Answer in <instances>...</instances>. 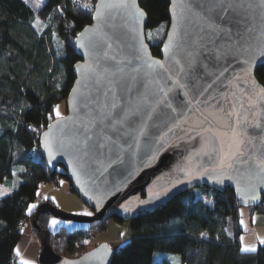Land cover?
Instances as JSON below:
<instances>
[{
    "label": "snow or ice",
    "instance_id": "6c2138e0",
    "mask_svg": "<svg viewBox=\"0 0 264 264\" xmlns=\"http://www.w3.org/2000/svg\"><path fill=\"white\" fill-rule=\"evenodd\" d=\"M72 2L85 10L93 7L90 2L82 5H77V0ZM23 3L28 4V0ZM94 7L96 15L92 19L97 21L96 25L85 27L76 36V48L83 50L85 59L83 64L73 65L78 79L69 93V107L82 115L70 121L62 116L58 104L51 108L48 119L54 115L56 123L46 125L48 131L39 141L49 161L54 159V150L72 147L77 154L88 156L105 147L102 141L118 144L120 138L127 136L139 146L140 138L148 134L150 122L152 127H157L174 119L167 111L177 113L169 94L180 89L185 97L182 106L195 114L191 131L195 132L193 139L201 141L199 154L215 160L214 167L200 175H211L214 182L222 183L224 179H232L229 172H235L243 181L248 198L257 200L256 189L264 188V151L257 153L250 150V146L254 145L257 135L264 134V85L256 78L257 60L264 58V33L256 42L245 40L250 29L245 27L243 17L247 10L264 9V0H259L258 5L253 0H172L173 29L167 33L168 42L162 49L176 66L175 76H167L171 83L168 88L160 86L153 79V73L157 69L165 72L170 69L165 63L143 58L140 55L142 43L139 48L130 45L134 60L139 61L135 65L133 59L110 55L113 45L102 30V21L119 14L125 20L131 39L137 41L138 26L148 15L138 0H99ZM189 15L199 22L196 40L186 27L191 23ZM233 61L239 72L233 69ZM260 76L264 79V72ZM70 122L78 123L83 129L82 140L65 137ZM25 127L41 135L37 128ZM43 127L45 125L41 124L40 128ZM109 133L116 134L117 138L112 139ZM182 171L190 180L196 178L191 170ZM169 191L152 192L149 200L140 204L160 199ZM4 195L7 194L0 193ZM35 207V204L28 205L29 213ZM124 211L130 212L132 208L126 207ZM56 223L55 219L50 220L49 226ZM120 235L123 237L124 233ZM259 243L264 245V240ZM15 251L19 256V249ZM239 252L256 253L257 247L241 243ZM20 264L32 262L22 259Z\"/></svg>",
    "mask_w": 264,
    "mask_h": 264
},
{
    "label": "trees",
    "instance_id": "16d2710c",
    "mask_svg": "<svg viewBox=\"0 0 264 264\" xmlns=\"http://www.w3.org/2000/svg\"><path fill=\"white\" fill-rule=\"evenodd\" d=\"M94 1L77 0V5H94ZM139 6L148 14L145 36L150 51L159 56L169 23V2L139 0ZM92 10L78 7L72 0H44L37 11L23 0H0V191L7 190V195L0 196V264H18L15 249L24 225L31 222L35 212L36 207L29 213L28 205L35 202L39 186L55 176L66 177L57 169L53 174L47 172L38 150L39 136L25 125L41 133L55 118L48 119L51 108L65 102L75 79L72 67L79 60L73 40L91 23ZM262 72L264 63L256 70L257 80L264 85ZM41 124L45 127L40 128ZM197 189L210 196L213 204L197 199L193 189L154 212L139 213L129 222V240L110 248V264H152L155 251L178 254L181 264H264V245L258 244L256 253L239 252L240 206L233 191ZM44 201L49 200L43 199L36 206ZM229 218L232 237L225 231ZM49 219L46 213L38 214V230L32 228V234L67 258L92 250L88 235L94 227L103 231L110 221L52 231L47 227ZM111 221L122 223L118 218Z\"/></svg>",
    "mask_w": 264,
    "mask_h": 264
},
{
    "label": "water",
    "instance_id": "95a60500",
    "mask_svg": "<svg viewBox=\"0 0 264 264\" xmlns=\"http://www.w3.org/2000/svg\"><path fill=\"white\" fill-rule=\"evenodd\" d=\"M97 2L99 0H95L94 5ZM168 2L169 23L159 49V56L152 55L146 40L145 24L147 19L138 26L140 36L137 41L131 39L125 20L119 14L101 23L103 32L110 38L113 45L110 55H115L117 58L133 59V64L135 65L139 61L134 60L135 54L130 45L134 44L135 47L139 48L142 43L143 48L140 55L143 58L166 64L170 72L157 69L153 73V79L165 88L171 86L170 81H167V76L169 74L175 76L176 71V66L171 64L167 59V54L162 51L168 42L167 33L173 29V12L170 11L172 0H168ZM253 2L257 5L259 4V0H253ZM94 5L92 17L96 15ZM92 17L91 23L85 27L96 25L97 21L93 20ZM243 18L245 27L250 29V32L245 35V40L256 42L261 34L264 33V9L257 7L247 10ZM188 19L191 23H187L186 27L192 33V39L196 40L199 22L195 16L189 15ZM243 30L242 28L241 31ZM76 36L73 40V45L79 60L75 64H83L85 59L84 52L76 48ZM240 58L242 59V57ZM263 63L264 58H258L257 67ZM232 66L236 72H239L236 61L232 62ZM72 72L75 79L69 93L78 79V74L73 67ZM69 93L65 99L66 113L63 117L71 121L76 120L77 116L82 115V113H77L74 107H69ZM169 98L173 106L177 107V113H171L170 110H167L174 119L169 120L167 124L159 123L157 127H152L150 122L148 134L140 138L139 146L135 144L131 136H127L120 138L118 144L102 141L105 143V147L102 149L98 148L88 156H83L82 153L77 154L72 147H65L54 150V159L50 162L47 153L40 147L39 143L42 139V134L48 131L47 127H45L38 137V150L47 172L53 174L58 167H61L63 174L66 175L65 179L70 184V190L93 213L86 217L72 215L61 211L50 201H44L35 208L31 219L32 227L38 230L36 217L38 214L45 213L51 218L77 224H92L115 218L120 219L122 222H131L139 213L154 212L174 197L199 187H207L218 192H223L225 188H230L239 206L245 208L257 207L264 198V188L258 187L256 189L255 194L259 198L252 201L245 193L243 181L239 179L237 173L229 172L228 175L232 176V179H224L222 183L214 182L211 175H200V172L205 169L210 171L214 167L215 160L199 154L201 141L198 138L193 139L195 132L191 131L195 114L182 106L185 101L183 91L175 89L169 94ZM50 123L55 124L56 118ZM169 128L173 130L169 132ZM249 131L252 130L249 129ZM82 132L83 129L78 126V123L70 122L65 129L64 135L67 138L75 136L82 140ZM109 135L112 136V139L117 138L116 134L109 133ZM261 136H264V134L257 135L254 145L250 146V150H254L257 153L264 151V143H261ZM161 137L163 138L161 139ZM182 169L191 170L192 175L196 178L190 180ZM178 181L182 182L178 183ZM163 189L170 190L168 195L153 200L146 205L140 204V201L149 200L152 192ZM126 207H131L132 211L125 212L124 209ZM40 242L41 251L37 256V264H110L112 260V250L105 244L96 245L92 250L77 258H67L53 252L45 241L40 240Z\"/></svg>",
    "mask_w": 264,
    "mask_h": 264
},
{
    "label": "rangeland",
    "instance_id": "374dc122",
    "mask_svg": "<svg viewBox=\"0 0 264 264\" xmlns=\"http://www.w3.org/2000/svg\"><path fill=\"white\" fill-rule=\"evenodd\" d=\"M43 4H44V0H28L27 5L30 6L31 8H33L34 11H37L38 9H40L42 7ZM38 5H39V7H38ZM35 26L37 28H39V23L37 22V24H35ZM58 105H59V110H60L62 116H64L66 113L65 102H62ZM57 171L62 172L61 167H58ZM14 178H16V180H17V177L14 176ZM61 182H63V183H61ZM6 192H7V190H4V189H2L0 191V193H6ZM37 193H39V195H37ZM37 193H36V200L33 203L35 205L37 202L41 201L42 197H44V198L47 197V199H45V200L51 201L58 209H60L63 212H66L68 214L86 217V216H90V215H82L81 213H84V212L93 213L92 210L84 202H82V200H80V198L74 192H72L70 190V184L64 177L59 178L58 186L53 188V189H51V186L49 184L40 185ZM195 194H196V198L202 200L204 203H206L208 205L213 204L211 197L204 194L199 189H195ZM262 203L263 202H261L260 204H262ZM260 204L257 207V210L260 208ZM247 209L248 208L240 206V208H239L240 215L242 216L244 210H247ZM53 219L54 218L50 217L49 221L53 220ZM55 220L57 221V223L54 226H49V221H48L47 227L49 230L57 231L62 226L66 227L68 229H71V228L78 225L77 223H72V222L69 223V222L61 221V220H57V219H55ZM109 220L110 221H108L106 223V227L103 231H101V232L98 231L96 229V227H94V229H92V231L90 232L91 238H90V240L87 241V243L90 245V248H94L96 245L105 244L109 248L116 249V248L122 246L125 242H127L129 240V238H130L129 222L116 223L114 221H111V219H109ZM227 223H228L227 231H228L229 235L232 236L233 235L232 220L230 218L227 219ZM241 223H242L243 227L244 226L246 227V225L249 224V219L248 218H244V219L242 218ZM25 226L26 227L29 226L28 227L29 229L33 228V227H31L32 225H31L30 221L27 222L25 224ZM112 226H119V227L126 228L127 230L125 231L124 236L122 237L119 232L113 231ZM26 227L25 228L23 227L22 236H21L22 238H21V241L17 244L16 249L21 250L25 247L24 240L26 239L25 235L27 233ZM228 233H227V235H228ZM247 239H254V235L250 231L249 232L246 231V233L243 234L242 240H247ZM35 240L37 242H39L38 244H39V248L41 251L40 240L36 239V238H35ZM40 251L38 252V254L40 253ZM38 254H37V256H38ZM30 255H31V257H30ZM30 255H27V253H26L23 260H28V261H31L32 263L34 262L33 264H37V256H34L32 253H30ZM164 261H167L170 264H181L180 263V257L178 254H175L172 252H166V251H155L153 253L152 264H162V262H164Z\"/></svg>",
    "mask_w": 264,
    "mask_h": 264
},
{
    "label": "crops",
    "instance_id": "0c3cea01",
    "mask_svg": "<svg viewBox=\"0 0 264 264\" xmlns=\"http://www.w3.org/2000/svg\"><path fill=\"white\" fill-rule=\"evenodd\" d=\"M42 198L45 199L44 197ZM42 198L41 200H43ZM262 202L263 203L260 204V208L258 210L257 208L252 211H250L249 209L244 210L242 216L239 213V224H240V227L242 228V233H241V236L239 237V247L241 243H243L245 246H256L257 247V245L260 244L259 241L264 240V198L262 199ZM242 218L249 219V224H247L246 227L244 226L245 228L242 226V223H241ZM25 227L26 226L24 225V228ZM28 227L29 226L26 227L27 233L25 235L26 239L24 240L25 247L21 250L19 249L20 255L18 256V262H17L18 264H20L21 259L24 258L26 253L27 255H30V253H32L34 256H37L38 252L40 251L39 244H38L39 242L35 240L32 234L31 228L29 229ZM112 227H113V231H116L119 233H125V231L127 230L126 228L119 227V226H112ZM227 227H228V223L225 228L226 234L228 233ZM246 231L248 232L250 231L254 235V239L242 240L243 234L246 233ZM228 236L232 237L229 235V233H228Z\"/></svg>",
    "mask_w": 264,
    "mask_h": 264
},
{
    "label": "built area",
    "instance_id": "2783aa9c",
    "mask_svg": "<svg viewBox=\"0 0 264 264\" xmlns=\"http://www.w3.org/2000/svg\"><path fill=\"white\" fill-rule=\"evenodd\" d=\"M59 176H55L53 179L50 180V182L48 183L51 186V189L55 188L58 186V182H59ZM91 235H88L87 241L90 240Z\"/></svg>",
    "mask_w": 264,
    "mask_h": 264
}]
</instances>
